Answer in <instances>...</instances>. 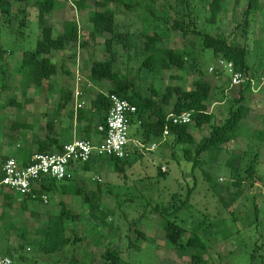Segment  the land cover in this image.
Returning a JSON list of instances; mask_svg holds the SVG:
<instances>
[{"label": "rangeland", "instance_id": "1", "mask_svg": "<svg viewBox=\"0 0 264 264\" xmlns=\"http://www.w3.org/2000/svg\"><path fill=\"white\" fill-rule=\"evenodd\" d=\"M34 1L10 0L9 3L3 1L0 5V47L5 50L13 49L15 53L4 60L5 67L11 71L9 78L6 77L11 87L0 85V144L3 146L0 149V169L2 158L7 153L6 148L9 147V136L12 133L17 135L13 122L28 118L25 115V96H39L47 92L44 84L42 88H29L25 95L17 68L23 52L34 49L41 34L39 10ZM94 1H89L88 9L79 11L74 0H57L58 7L48 16V21L55 24L52 26L56 31L63 30V23L67 19L74 18L79 21L82 38L88 41L84 48L77 44L82 63L79 73L87 83L85 86L90 82L94 84V90L98 87L100 91L108 92L112 83L97 82L90 73L94 60L105 61L110 58L104 40L110 37L109 34L99 36L96 41L88 37L91 30L89 14L96 9ZM120 1L133 4V7L111 4L116 12L119 31H130L134 35L161 33L164 41L159 44L160 47L189 52L191 61H195L197 65L195 71L188 65L182 69L172 66L164 71L161 78L157 74V78L148 68L141 67L144 51L134 49L131 51L133 56L129 58L128 50L115 44L118 55L115 70L127 74L143 96L149 95L146 92L151 85L158 91L178 83L191 89L202 72L205 80L218 83L226 91L233 90L235 95L238 93L235 89L239 88L231 87L226 74L209 71L211 66L217 64L218 57L214 56L211 49L203 48L202 34L221 36L231 44L245 47L247 62L254 69L255 80L261 75L259 70H264V0H258L259 8L248 14L246 11L249 0H227L224 5L225 12L214 22L208 20L210 0H188L194 14L192 18L186 12V5L178 0ZM2 7L9 11H2ZM23 18L25 22L21 23ZM195 28L202 34L193 33ZM143 41L144 38H141V43L137 42L141 44V48L144 46ZM77 51L75 43L70 44L60 52L56 60L61 70L51 80L57 89L63 88V93L73 85ZM259 84L257 81L256 92L264 100V90H260ZM89 88L86 87L85 91ZM92 92L93 89H90L87 96L93 95ZM232 98L234 99L228 98L223 106L215 109L217 116L225 118L224 114L235 102L236 97ZM10 99H15L19 104L8 105ZM223 121L220 119L214 123L221 124ZM210 128L209 125L201 129L192 126L195 141L199 142L205 132L209 134ZM135 131L136 126L133 124L129 131V137L132 136L129 143L132 147L131 158L136 157ZM242 131L243 136L248 135L241 127L240 134ZM168 137L164 140L160 136L151 135L141 148L143 158L126 166L123 172L116 171L115 166L108 162L102 168L86 170L83 188L90 194V201H85V193L71 192L66 197L51 191L46 194L47 199L30 200L27 209L22 208L23 199L12 200L10 204L1 202L0 253L11 251L16 261L22 256L23 263L26 264L45 261L70 264L72 259H75V264H100L102 251L95 245L100 240L96 232L101 230L109 236L111 247L122 251L123 261L128 264H189L188 255L179 257L175 249L166 243L164 218L153 211L156 204L175 206L188 200L183 209L169 218L186 228L185 237L194 232L202 236L208 250L205 255L208 264H264V155L257 166L259 174L262 175L260 187H255V181L250 178L243 180L240 186L233 179L230 167L225 166L228 158L226 152L209 150L203 153L199 165L194 169L193 162L184 157V148L189 145H173L171 141H174V137ZM12 139L17 140L18 137L14 138L12 135ZM153 143L157 144L154 149ZM228 146L224 148L230 151L231 147ZM165 148L173 150L172 154L167 157L162 155ZM97 177L101 181L95 180ZM97 182L102 184L101 188ZM73 197L76 198L75 204L72 202ZM63 200L73 213L82 216L80 221L70 224L66 235L71 240L76 235L80 238L76 244L71 242L63 252L48 254L45 248L39 247L44 237L38 230L46 228L47 218L61 212ZM134 220H138L137 229L144 236L138 235L130 227ZM131 242H135L138 247L129 248Z\"/></svg>", "mask_w": 264, "mask_h": 264}, {"label": "trees", "instance_id": "2", "mask_svg": "<svg viewBox=\"0 0 264 264\" xmlns=\"http://www.w3.org/2000/svg\"><path fill=\"white\" fill-rule=\"evenodd\" d=\"M9 3L10 0H0L2 2ZM75 7L79 11H83L89 8L90 0H74ZM227 0H210L208 9L210 16L208 20L210 22L216 21L219 16L225 12V3ZM186 5V12L190 15V18L194 17L193 10L190 7V1L178 0ZM124 5L126 8L133 7V4H127L120 0H95V10H92L89 14V22L91 30L88 33L90 40L96 41L99 36L109 34L110 37L104 38L106 43V50L110 55V58L105 61L94 60L91 64L90 73L91 76L97 81H109L112 83V88L108 92L99 93L95 98L91 99L86 108L78 111V119L81 120L88 115L91 116L90 122L93 119H99V125H105L108 117V113L111 107L110 95L117 94L122 98L128 99L131 103L136 105L137 114L131 118L130 127L134 123H142V126L148 132V135H155L163 137L166 129H169V137H174L173 145L186 143L189 147L184 148V157L193 162V168L195 169L200 162V157L207 151H220L226 152L228 158L226 165L230 167L233 179L237 180L238 184L243 183V180L250 178L255 181L258 170L257 165L261 157V153L242 151L232 152L227 151L224 146L230 141L236 139L239 136L241 127L243 128L244 122L248 119L247 114L249 107L245 101L247 99V92H253L252 84L250 80L239 86L235 102L232 103L228 110V115L221 124H215V115L209 111L208 103L213 96L212 84L205 80L203 72L201 77L195 81V86L191 89H186L181 85H168L164 90H157L153 85L149 87V96H143L139 89H137L136 83L129 78L127 74L121 73L115 70V64L117 61V52L114 48L115 44L121 45L128 50V57L133 56L131 51L139 49L145 52L141 67L148 68L156 77H162L164 71L169 70L172 66L176 68H184L186 65L191 70H196L197 65L195 61H191L189 52H182L173 48H163L159 44L164 41L161 33H148L147 35L140 34L134 35L130 31H119V26L116 25V12L111 7V4ZM258 0H249L247 7V14L258 9ZM34 5L38 7V20L41 34L38 38L36 47L34 49H27L23 52L21 64L18 68V73L21 75L22 84L24 89L23 93H26L31 87L42 88L47 81H50L52 77L58 74L60 66L52 59L53 51H60L67 48L72 43H78L80 47H86L88 41L82 38V29L79 26L76 19H67L63 23V32L57 36L54 34V28L48 22V16L58 7L57 0H35ZM190 8V9H189ZM2 11H9L2 7ZM25 22L24 18L21 23ZM183 29V28H182ZM187 32V31H185ZM193 33L201 35L202 33L195 28ZM136 37V38H135ZM141 38H144L143 47L141 48ZM82 39V40H81ZM88 40V39H87ZM202 45L205 49H211L214 56L219 59L232 61L237 70L243 72V74L254 80L260 82L264 77V70L262 75L257 80L253 77L254 69L247 62V49L240 45L231 44L224 37L202 34ZM14 50H5L0 47V85L3 87H11L7 80L9 78L8 69L5 67V58L10 52ZM256 71V70H255ZM224 73L221 69H216L214 73ZM158 74V75H157ZM225 74V73H224ZM255 76V75H254ZM157 77V78H159ZM230 81V78H229ZM256 85V84H255ZM254 85V87H256ZM264 90V89H263ZM72 97L71 91H69L66 102ZM8 105L19 104L15 99H10L7 102ZM171 106V110H167ZM169 112L172 113H192V123L186 125H173L166 120V116ZM262 120V118H260ZM264 120V118H263ZM205 125L211 127L209 135L203 137L199 142H196L192 135V126L195 128H203ZM98 126L96 131L99 132ZM246 126V125H245ZM263 130L259 132L257 136L263 135ZM102 136V133L99 132ZM261 135V136H260ZM88 140V139H87ZM218 149V150H215ZM37 152L44 153V150H38ZM36 153V152H35ZM34 154V152H33ZM33 154L24 157L22 165H27L31 161ZM8 157L3 156L2 162L4 163ZM95 161V162H94ZM106 162L118 172L125 171L126 166H130L133 162L129 157L125 159H118L115 157L94 158L91 162L81 164L84 170H91L92 168H102L106 165ZM2 163V164H3ZM97 165V166H95ZM95 166V167H94ZM244 174V176H242ZM55 180L43 179L40 187L34 188V196H29L23 199L22 208L27 209L28 202L30 200H42V196L51 192L54 188ZM99 188L102 184L97 182ZM253 185V184H251ZM250 185V186H251ZM242 192V190H240ZM75 193H85V201H90V194L86 192L83 186L75 184ZM240 193H238L239 195ZM191 196V194H190ZM189 198V197H188ZM12 202V196L6 197L3 203L10 204ZM188 200L180 205H160L156 204L153 207V211L158 212L163 216V229L166 243L175 249L179 257L189 256V264H208V260L205 258L207 254V246L198 233H191L185 237L186 228L179 224L176 220L170 219V215L177 214L181 209L186 206ZM61 212L56 216H50L47 218V226L44 229H39L38 233L44 237L39 247L45 248L48 254L61 253L67 248L71 242H77L80 238L76 235L73 240L66 235L67 229L71 223L80 221L82 216L78 213H73L72 209H69L65 203H61ZM92 220V219H91ZM138 220L131 222V226L138 233V235L144 236L142 232L137 229ZM98 238H100L97 246L101 251L102 261L100 264H128L124 262L122 257V251L113 249L111 247V241L106 233L98 230L96 232ZM94 237V233H93ZM129 248H137L135 242L129 243ZM5 255L12 257L13 253L8 251ZM16 261V259H14ZM17 263H23L24 257L19 256ZM70 264H75V259L70 261ZM48 261L29 263V264H56ZM83 264H88L83 262Z\"/></svg>", "mask_w": 264, "mask_h": 264}, {"label": "crops", "instance_id": "3", "mask_svg": "<svg viewBox=\"0 0 264 264\" xmlns=\"http://www.w3.org/2000/svg\"><path fill=\"white\" fill-rule=\"evenodd\" d=\"M48 22L49 24H51V21H48ZM78 24H79V21H78ZM51 25H55V24L52 23ZM62 32L63 30L56 31V29H54L55 36L61 34ZM77 44L78 43H75V47H77L78 51H77L76 62L74 63L75 68H74V74H73V76H75V79L70 89H66L65 92L63 93V88L57 89L53 85V81L50 80L46 82L47 84L45 83V86L47 89V92L45 94L36 96L32 94L26 95V93H24L26 95L25 96V102H26L25 108H27V110H25V115L26 116L28 115V118L24 117L25 120L23 121L16 119L13 122V128H16L14 129V131H17V135L12 133L9 136V143H8L9 147L6 148V152H7L5 154L6 157H14L20 163H22L24 157H27L28 155L33 154V152L35 153L38 150H44L46 153L47 152L49 153L59 152L62 149L63 145L72 142L74 139H88L95 143L100 141L102 136L100 135L98 131H96V127L99 124V119H93L92 122H90L91 116L88 115L87 117H84L83 119L79 120L78 119L79 110L76 111V105H75L76 98H75L74 91L78 87L76 83V77H77V74H79V67H81L82 65L81 56H80L81 52L78 46L79 44L78 45ZM61 51L63 50L53 51L52 59L55 63H58L56 62V60H57V57H59ZM11 54H15L14 51L10 52L8 56H10ZM22 57H23V54L20 57L21 61H22ZM6 59L8 58L6 57L5 60ZM20 64L21 62L17 64V68H19ZM60 70H61V67L59 71ZM259 71H260L259 74L262 75L263 71L262 70H259ZM8 72L10 75L11 71L8 70ZM75 72L77 73L76 75H75ZM97 82H101V81H97ZM88 83L89 84L87 86H85L87 84L86 82L84 84V99L85 100L89 99V101H87L88 103L86 104L84 108H86L90 100L95 98L99 93L108 94V92L110 91L109 90L108 92H102L100 91L98 87H95L97 88V90H94L93 88L94 84L90 82ZM211 84L213 86V96L211 100L213 101H212V105L210 104L211 101L208 103V107H209V111L215 115V122H217V120H220V119L224 120L228 115V111L224 114L225 118H222L221 116L219 117L216 115L215 109H217V107L223 106V104L225 103V100H227L228 98H231V100H233L234 98L232 97H236L237 94L235 95V93L232 92L233 90L232 91H229V90L226 91V89L224 90L223 88H221V86L218 83L214 84L212 82ZM172 85H180V84L178 83V84H172ZM86 87H90L89 90L93 89V92H92L93 95L87 96V92L89 90L85 91ZM69 91H71L72 97L70 98L68 102H66L65 99L68 98ZM235 91L238 92V89H235ZM258 93L259 92H251V91L247 92V99L245 103L249 107V112L246 117L248 120L244 122L243 129L245 133L248 135L243 136L244 132L242 131L241 134L239 133V136L236 139L230 141L224 146V147H227L229 145L228 147H231L230 151L232 152L248 151V152L256 153L258 151L259 153H261V157L262 155H264L262 154L264 153V120H263L264 100L262 99L261 96L258 95ZM146 94H149V95L151 94L149 92V88L147 89ZM168 109L170 111L171 106L170 108L168 107ZM260 118H262V120H260ZM134 125L136 126V131L134 134L135 136L134 142L136 144V146H134L135 151H136L135 158H131L132 154L130 152L132 151V147L128 145L129 158L133 162L143 158L144 154L141 148L143 147V144L148 139H150V136L148 135V132L145 130V128L142 126V123H134ZM261 130H263L262 132L263 135L262 136L260 135L261 137H259L257 136V134L259 135V132H261ZM12 131L13 130H11V132ZM210 132H211V128H210ZM209 134L205 132V136ZM12 135L14 136V138L17 136L18 139L17 140L12 139ZM192 135L194 136L193 132H192ZM131 137L132 136H130V140H131ZM7 141H8V138H7ZM164 143L165 145H167L166 141H164ZM1 147L3 146L0 144V149ZM172 152L173 150H169V148H165V151H163L162 155L167 157V155L168 154L170 155V153L172 154ZM0 172H1V169H0ZM69 172L72 175L71 179L55 181L54 183V188L52 191H55L58 196L67 197L72 194L71 192L75 193V184H79V186H83V181H84V178L86 177V174H85L86 170H84L83 166L77 163L73 164L72 166L69 167ZM261 176H262L261 173L259 174V171H258V175L255 179V187L257 185L258 187H260V184H261L260 180L262 179ZM255 187H252V188H255ZM75 199L76 198L74 197L72 198V202H74V204H75ZM61 203H64V200ZM72 207H75V206H72Z\"/></svg>", "mask_w": 264, "mask_h": 264}, {"label": "built area", "instance_id": "4", "mask_svg": "<svg viewBox=\"0 0 264 264\" xmlns=\"http://www.w3.org/2000/svg\"><path fill=\"white\" fill-rule=\"evenodd\" d=\"M221 69L229 78L231 87H239L250 80L253 92L256 82L246 77L243 72L237 70L232 61L219 59L217 64L209 68L210 72ZM78 87L74 94L76 98V111L84 108L87 104L84 99V78L79 74L76 77ZM83 83V85H82ZM260 90L264 89V77L260 80ZM111 107L105 125H99L98 130L102 133L99 142L95 143L87 139H74L63 145L56 153L36 152L27 165H22L16 158L8 157L2 165L0 172V203L6 197L12 196V200L25 199L29 196L35 197L33 189L39 188L43 179L61 181L71 179L69 167L73 164H84L91 162L94 158L108 157L125 159L129 157L128 145L130 142L129 131L131 118L137 114V107L128 99L117 94L110 95ZM166 120L173 125H186L192 123V113L169 112ZM170 131L166 129L164 140ZM157 144L152 145V149ZM95 180L101 181L100 177ZM47 199L46 194L42 196ZM0 264H26L17 263L12 257L0 253Z\"/></svg>", "mask_w": 264, "mask_h": 264}]
</instances>
